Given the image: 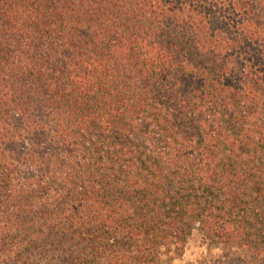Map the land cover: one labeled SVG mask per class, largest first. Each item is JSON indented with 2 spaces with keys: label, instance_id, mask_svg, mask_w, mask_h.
<instances>
[{
  "label": "trees",
  "instance_id": "trees-1",
  "mask_svg": "<svg viewBox=\"0 0 264 264\" xmlns=\"http://www.w3.org/2000/svg\"><path fill=\"white\" fill-rule=\"evenodd\" d=\"M195 229L264 255V0H0V264Z\"/></svg>",
  "mask_w": 264,
  "mask_h": 264
},
{
  "label": "rangeland",
  "instance_id": "rangeland-1",
  "mask_svg": "<svg viewBox=\"0 0 264 264\" xmlns=\"http://www.w3.org/2000/svg\"><path fill=\"white\" fill-rule=\"evenodd\" d=\"M169 264H264V255H255L239 247L227 248L211 243L195 229L187 238L182 253Z\"/></svg>",
  "mask_w": 264,
  "mask_h": 264
}]
</instances>
